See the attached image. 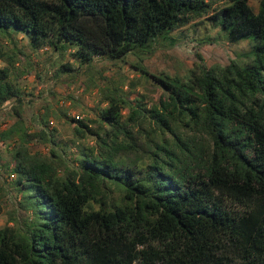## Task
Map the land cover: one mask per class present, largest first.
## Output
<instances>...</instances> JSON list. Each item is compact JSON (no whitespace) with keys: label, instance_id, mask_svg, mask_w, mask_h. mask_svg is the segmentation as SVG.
I'll list each match as a JSON object with an SVG mask.
<instances>
[{"label":"trees","instance_id":"trees-1","mask_svg":"<svg viewBox=\"0 0 264 264\" xmlns=\"http://www.w3.org/2000/svg\"><path fill=\"white\" fill-rule=\"evenodd\" d=\"M250 1L0 0L1 34L26 35L33 50L74 49L83 65L150 52L218 3L215 25L252 44L248 65L201 64L185 77L135 66L164 95L146 109L104 91L96 128L72 120L77 166L55 149L31 153L35 140L55 146L56 131L48 115L38 132L23 127L18 81L32 67L0 44V108L17 102L0 139L20 141L12 175L27 215L0 229V264H264V0L257 13ZM145 122L147 163L123 166L122 152L139 150L129 124Z\"/></svg>","mask_w":264,"mask_h":264},{"label":"rangeland","instance_id":"rangeland-1","mask_svg":"<svg viewBox=\"0 0 264 264\" xmlns=\"http://www.w3.org/2000/svg\"><path fill=\"white\" fill-rule=\"evenodd\" d=\"M223 5L218 3L207 16L159 37L150 52L143 55L130 54L123 60L96 57L89 65H83L73 57L74 49L65 52L51 48L33 50L26 35L14 34L12 41L0 33V44L10 51H14L16 47L23 52L19 58L21 69L29 64L32 67V73L18 81L24 100L23 127L30 132H38L45 126L42 118L48 115L49 129L56 131L55 146L44 145L35 140L29 146L31 153L50 157L51 149H55L69 165L77 166L74 161L79 155V143H73L74 140L77 141L73 128L79 127V124L72 120L75 115H80L90 127L96 128L100 110L107 107L103 103L104 91L114 92L118 89V93L124 95L131 105L140 104L151 109L164 92L147 80L135 66H142L154 74L185 77L201 64L207 67H225L231 61H237L241 65L250 64L252 59L248 56L252 51L251 42L231 43L226 33L211 20L215 10ZM250 6L257 13L259 0H251ZM198 55L203 57V62ZM0 66L4 67L6 63L0 62ZM66 66L71 67L72 71L64 70ZM16 106L17 102L12 100L0 108V135L17 122L14 113ZM124 114L126 116L127 112ZM129 129L139 150L122 152L123 166L147 163L145 151L147 133L151 130L149 123L145 122L142 127L129 124ZM82 143L89 147L96 145L92 137L86 138ZM19 144V139L14 136L6 141L0 139V229L8 225L13 216L19 221L27 217L19 210L23 193L15 184L16 175H12V153Z\"/></svg>","mask_w":264,"mask_h":264},{"label":"built area","instance_id":"built-area-1","mask_svg":"<svg viewBox=\"0 0 264 264\" xmlns=\"http://www.w3.org/2000/svg\"><path fill=\"white\" fill-rule=\"evenodd\" d=\"M74 119H76V120L79 121V120H82L83 118H82L80 115H75V116H74ZM0 171H1V170H0Z\"/></svg>","mask_w":264,"mask_h":264}]
</instances>
